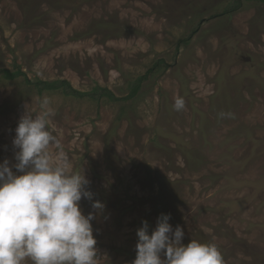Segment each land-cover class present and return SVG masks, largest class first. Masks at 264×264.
Segmentation results:
<instances>
[{
    "label": "rangeland",
    "instance_id": "374dc122",
    "mask_svg": "<svg viewBox=\"0 0 264 264\" xmlns=\"http://www.w3.org/2000/svg\"><path fill=\"white\" fill-rule=\"evenodd\" d=\"M230 2L0 0V70L23 73H0V162L15 163L19 119L47 99L48 130L105 205L92 221L97 264H131L136 229L161 213L224 264H264V0L225 11ZM158 59L130 99L34 85L66 79L123 97ZM48 152L55 161V144Z\"/></svg>",
    "mask_w": 264,
    "mask_h": 264
},
{
    "label": "clouds",
    "instance_id": "9594fccd",
    "mask_svg": "<svg viewBox=\"0 0 264 264\" xmlns=\"http://www.w3.org/2000/svg\"><path fill=\"white\" fill-rule=\"evenodd\" d=\"M48 103L43 101L41 114L20 117L12 140L15 163L0 162V264H97L92 221L105 205L93 199L83 172L70 170L60 141L47 127L53 114ZM184 105L177 97L173 108ZM50 144L58 150L55 161ZM81 199L91 201L93 211L84 214ZM169 220L170 214L161 213L151 231L141 222L131 264H224L216 245L183 243V229Z\"/></svg>",
    "mask_w": 264,
    "mask_h": 264
},
{
    "label": "trees",
    "instance_id": "16d2710c",
    "mask_svg": "<svg viewBox=\"0 0 264 264\" xmlns=\"http://www.w3.org/2000/svg\"><path fill=\"white\" fill-rule=\"evenodd\" d=\"M240 4H241V0H232V2H230L225 7V11H231L233 9H236L240 6ZM160 63H163L162 59H158L157 61H155L153 66L148 68L144 74L137 76L133 80H129L127 84L129 91L127 95L123 97L115 96V94L112 91H110L107 87L100 86L98 84L93 86L90 91H78L74 89L71 86L70 82L66 79H55L50 81L37 79L34 82V85L39 93H41L44 90H61V92L64 93L65 95H72L75 97H83L86 95L95 100H99L101 99V97H106L107 100L110 101L119 100V99H130L136 95V93L138 92L141 86L142 81L145 80L149 75V73L153 71V69H155L157 65H159ZM1 72L3 73L4 77L8 79H13L18 75L23 74L19 68L15 70L3 68L2 70H0V73Z\"/></svg>",
    "mask_w": 264,
    "mask_h": 264
}]
</instances>
